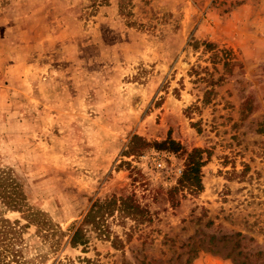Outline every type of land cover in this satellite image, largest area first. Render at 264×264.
<instances>
[{
	"label": "rangeland",
	"instance_id": "1",
	"mask_svg": "<svg viewBox=\"0 0 264 264\" xmlns=\"http://www.w3.org/2000/svg\"><path fill=\"white\" fill-rule=\"evenodd\" d=\"M1 191L22 264H264V0H0Z\"/></svg>",
	"mask_w": 264,
	"mask_h": 264
},
{
	"label": "trees",
	"instance_id": "2",
	"mask_svg": "<svg viewBox=\"0 0 264 264\" xmlns=\"http://www.w3.org/2000/svg\"><path fill=\"white\" fill-rule=\"evenodd\" d=\"M154 145H163L170 149L176 147V143L173 140H164L162 142H154ZM202 153V150L199 148H193L191 152L188 154V160L186 163L185 168L182 170V174L180 176L179 182L177 186L172 187L170 190L173 193L174 190L177 189H186L191 193L197 192L201 187V166L203 164L202 161H199V155ZM0 195L5 197L4 193L1 191ZM11 203V200H9ZM175 202H177L175 200ZM107 205L119 203V205L124 206L128 209L130 214L134 215L136 212H140L144 215V209L140 207L139 203L136 201L133 194L129 195H111V197L105 201ZM98 207H101V204H98ZM93 209L90 208L85 216L82 218L80 224H78L73 232H71L68 242L72 245L77 243H86L88 241V236L86 232L83 230V223L89 221V216L92 215ZM2 232L0 231V264H22V252L17 245L16 235L15 232ZM233 238L235 241L238 242L237 237L241 236L240 233H235ZM214 238V236L212 237ZM225 238V237H224ZM228 238H231L229 236ZM118 240L117 237L114 238V241ZM119 241V240H118ZM113 242V241H112ZM214 243V242H213ZM115 244V242H114ZM213 251L220 252L218 248H215ZM242 252H234L233 249H229L228 251L224 252L225 257H231L234 261H237L238 264H245L247 257L244 256L242 259L238 258L241 256ZM239 255V256H235ZM189 262L188 257L185 260V264Z\"/></svg>",
	"mask_w": 264,
	"mask_h": 264
}]
</instances>
